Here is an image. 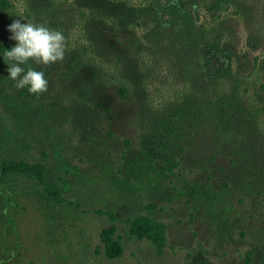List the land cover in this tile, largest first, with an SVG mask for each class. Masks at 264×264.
Masks as SVG:
<instances>
[{
  "label": "trees",
  "instance_id": "1",
  "mask_svg": "<svg viewBox=\"0 0 264 264\" xmlns=\"http://www.w3.org/2000/svg\"><path fill=\"white\" fill-rule=\"evenodd\" d=\"M71 3L77 35L66 39L64 59L51 70L74 72L89 90L103 81L113 96L103 103L90 91L87 115L75 128V121L67 125L62 114L49 119L66 124L50 132L51 144L57 141L55 155L65 160L85 137L94 141L84 134L94 135L100 147L111 152L116 147L118 185L131 192L152 188L167 202L184 199L206 229L218 226V238L220 229L228 238L234 235L233 249L226 244L224 254L232 250L242 264H264V81L248 79L256 64L249 66L246 53L238 50L237 27L228 26L222 12L232 5L238 24L248 29L247 46L263 52L264 15L253 14L250 0ZM13 6V0H0V10ZM14 46L0 41V78L9 76L3 53ZM85 68L93 74L85 75ZM157 82H165L169 93L162 102L151 96ZM4 105L0 98V230L14 225L10 212L25 205L79 206L69 175L78 166L65 162L67 171L53 174L49 161L23 156L22 145L40 142L48 132H38L35 123L4 125L11 119ZM42 112L45 121L35 122L45 125L50 111ZM154 211L134 213L126 222L132 237L148 241L161 254L169 240L168 223ZM106 213L101 248L114 259L124 245L117 216ZM198 243L200 249L188 255L208 264L201 257L207 247Z\"/></svg>",
  "mask_w": 264,
  "mask_h": 264
},
{
  "label": "rangeland",
  "instance_id": "2",
  "mask_svg": "<svg viewBox=\"0 0 264 264\" xmlns=\"http://www.w3.org/2000/svg\"><path fill=\"white\" fill-rule=\"evenodd\" d=\"M13 2L12 8L0 10V41L16 45V41L9 39L11 33L8 31V26L14 20L43 24L60 31L66 39L70 36L69 40L76 37L77 34L74 35L73 32L75 8L71 0ZM250 2L254 6L253 14L263 18L264 0ZM233 11L231 5L222 15L228 26L237 27V47L240 53H246L249 66L256 64V68H253L255 72H252L253 69L247 72H251L248 79L257 83L264 81V52L261 48L250 49L247 46L248 29L243 24H238L239 15ZM256 24L260 23L256 21ZM261 24L264 26V23ZM261 32H264V28ZM29 66L45 72V78L49 82L48 90L40 96L29 94L26 88L18 90L14 87L15 82L5 73L7 79L0 78V98L5 104V115L11 119L5 120L4 125H13V122L22 127H31L35 123L40 126L38 132L45 130L49 133V136L44 133L46 137L40 142L29 141L22 145L21 154L49 161L53 174L65 173V162H70V166L77 165L74 172L69 171V175L79 206L60 209L44 204L46 206L41 208L25 205L26 208L13 209L10 213L14 214L15 224L0 230V264H197L199 259L189 257L188 251L193 254L200 249L198 241L208 250V253L201 256L205 263L242 264L237 252L231 250L229 254L223 253L222 248L226 244L233 249L234 235L228 238L226 230L220 229L222 234L218 238V226L211 225L210 230L206 229L199 220L191 216V208L184 199L167 202L161 197V192L156 193L152 188L140 190L136 187L131 192L129 188L118 185L116 147L111 152L107 147H100L103 144L97 142L94 135L84 134L93 137L94 141L88 143L85 137V140L82 139L85 144L79 145L78 151L71 152L70 148L65 160L56 156L54 148L57 147V141L51 144V130L58 133L59 128H64L66 124L72 125L74 121L73 128L81 125V120L88 112L85 103H89L90 91L94 95L99 94L103 103L112 98L113 93L103 81H96L95 88L89 90L83 78L77 77L74 72L66 73L61 69L56 71L55 67L51 70L53 66L45 69L31 62L23 67L27 70ZM89 71L90 69L85 68V75ZM90 73L93 74L92 70ZM164 84L165 82H157V88L152 87L153 93L151 92V96L161 102L169 96L168 90L163 88ZM46 109L50 111V117H45V125H40L38 122L45 121L42 111ZM71 112H74V118L70 117V121L68 117ZM60 114L66 124L61 122L57 125L55 121H49L54 115L60 117ZM152 201L156 204L155 207H151ZM108 210L117 216L115 222L124 245L122 255L114 259L105 256L100 241V231L109 222V215L106 213ZM153 210L168 223L169 240L161 254L148 241L132 237L126 222L134 213Z\"/></svg>",
  "mask_w": 264,
  "mask_h": 264
},
{
  "label": "clouds",
  "instance_id": "3",
  "mask_svg": "<svg viewBox=\"0 0 264 264\" xmlns=\"http://www.w3.org/2000/svg\"><path fill=\"white\" fill-rule=\"evenodd\" d=\"M9 39L16 41L10 50H5L3 58L9 65V78L18 90L27 89L29 94L40 96L48 90L45 72L24 65L35 64L47 68L62 61L66 50V38L55 29L43 24L21 23L14 20L9 26Z\"/></svg>",
  "mask_w": 264,
  "mask_h": 264
}]
</instances>
